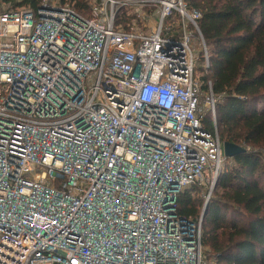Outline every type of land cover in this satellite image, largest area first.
Listing matches in <instances>:
<instances>
[{"label": "built area", "instance_id": "2783aa9c", "mask_svg": "<svg viewBox=\"0 0 264 264\" xmlns=\"http://www.w3.org/2000/svg\"><path fill=\"white\" fill-rule=\"evenodd\" d=\"M89 4L0 11V264H208L177 209L227 160L201 13Z\"/></svg>", "mask_w": 264, "mask_h": 264}, {"label": "trees", "instance_id": "16d2710c", "mask_svg": "<svg viewBox=\"0 0 264 264\" xmlns=\"http://www.w3.org/2000/svg\"><path fill=\"white\" fill-rule=\"evenodd\" d=\"M89 16V0H59ZM43 0H2L1 12L39 10ZM200 11L199 30L210 67L220 140L246 150L224 162L205 204V185L184 189L180 217L202 216V246L208 264H264V0H186ZM205 124L214 128L211 113ZM208 190V187H207Z\"/></svg>", "mask_w": 264, "mask_h": 264}, {"label": "water", "instance_id": "95a60500", "mask_svg": "<svg viewBox=\"0 0 264 264\" xmlns=\"http://www.w3.org/2000/svg\"><path fill=\"white\" fill-rule=\"evenodd\" d=\"M222 146H223V154L226 159L234 158L235 156L246 152L244 148L233 143L223 142Z\"/></svg>", "mask_w": 264, "mask_h": 264}, {"label": "rangeland", "instance_id": "374dc122", "mask_svg": "<svg viewBox=\"0 0 264 264\" xmlns=\"http://www.w3.org/2000/svg\"><path fill=\"white\" fill-rule=\"evenodd\" d=\"M195 42H197V39L195 38ZM200 46L201 45H198L196 48H195V53H197L200 49ZM200 64V63H199ZM197 76L199 77V74H197ZM211 183H212V180L211 179H208V181L206 182L205 186H206V190H202L200 191L202 194H204V199H205V202L208 198V195L207 193H209V190H210V186H211ZM207 187H208V190H207Z\"/></svg>", "mask_w": 264, "mask_h": 264}]
</instances>
